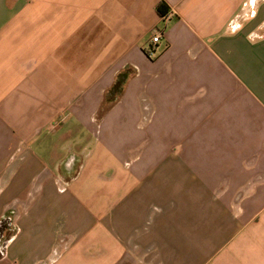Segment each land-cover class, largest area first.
<instances>
[{
    "label": "crops",
    "instance_id": "0c3cea01",
    "mask_svg": "<svg viewBox=\"0 0 264 264\" xmlns=\"http://www.w3.org/2000/svg\"><path fill=\"white\" fill-rule=\"evenodd\" d=\"M4 218L0 264H264V0H0Z\"/></svg>",
    "mask_w": 264,
    "mask_h": 264
},
{
    "label": "trees",
    "instance_id": "16d2710c",
    "mask_svg": "<svg viewBox=\"0 0 264 264\" xmlns=\"http://www.w3.org/2000/svg\"><path fill=\"white\" fill-rule=\"evenodd\" d=\"M155 10L160 17H164L166 14V11L164 10V4L162 2L156 6ZM130 75L131 72H129L128 69L116 75L113 85L104 95L102 110L110 108L120 98L124 85ZM7 224V218H4L0 221V233H2L3 229L7 226Z\"/></svg>",
    "mask_w": 264,
    "mask_h": 264
},
{
    "label": "built area",
    "instance_id": "2783aa9c",
    "mask_svg": "<svg viewBox=\"0 0 264 264\" xmlns=\"http://www.w3.org/2000/svg\"><path fill=\"white\" fill-rule=\"evenodd\" d=\"M159 35L158 34H156L153 38H152V43L153 44H156V43H158L159 42ZM149 56L150 57H152L153 55H152V53H149Z\"/></svg>",
    "mask_w": 264,
    "mask_h": 264
},
{
    "label": "rangeland",
    "instance_id": "374dc122",
    "mask_svg": "<svg viewBox=\"0 0 264 264\" xmlns=\"http://www.w3.org/2000/svg\"><path fill=\"white\" fill-rule=\"evenodd\" d=\"M4 238L5 237H0V251L2 250L1 248H2V244H3V242H4ZM7 238V237H6Z\"/></svg>",
    "mask_w": 264,
    "mask_h": 264
},
{
    "label": "flooded vegetation",
    "instance_id": "af4514ba",
    "mask_svg": "<svg viewBox=\"0 0 264 264\" xmlns=\"http://www.w3.org/2000/svg\"><path fill=\"white\" fill-rule=\"evenodd\" d=\"M2 233H0V237H1Z\"/></svg>",
    "mask_w": 264,
    "mask_h": 264
}]
</instances>
